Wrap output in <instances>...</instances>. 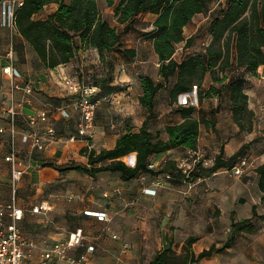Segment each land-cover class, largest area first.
<instances>
[{
	"label": "crops",
	"instance_id": "1",
	"mask_svg": "<svg viewBox=\"0 0 264 264\" xmlns=\"http://www.w3.org/2000/svg\"><path fill=\"white\" fill-rule=\"evenodd\" d=\"M51 7L52 11L57 9V5ZM156 18L155 16L152 21L151 29ZM139 42L132 45L126 41V47L136 50L134 59L115 55L102 61L97 49L82 48L72 62L54 70L47 69L35 53H32V65H19L23 74L21 85L33 87V92L28 97L23 90H18L15 94L20 111L17 120L19 156L26 168L18 198V206L24 211L19 226L26 237L37 243L38 247L31 259L33 264H52L43 258V252L57 242L68 240L72 233L80 229L85 236L84 244L70 252V260H81L82 264H150L159 253L171 247L181 254L191 236L198 238L191 250L199 255L212 246L205 248L200 241L207 218L213 221L216 215L221 214L220 211H223L222 214L228 213L230 224L233 212L237 220L252 218L253 208L257 204H247L249 200L247 198L245 202L246 196H243L251 184L257 186L264 203V193L259 188L257 172L258 166L264 164V133L257 132V127L254 126L249 134H254L255 137L246 140L245 132H241L233 120L230 106L226 121L217 116V131L206 128L208 133L204 135L202 127L197 151L200 152L204 165L211 166L210 161L213 163L223 148L226 156L231 157L244 144H251L247 150L249 164L242 174L226 168L191 182L174 178L167 182L166 187L158 188L153 185L158 177L154 173L147 174L145 179L139 177L126 181L117 173L104 172L91 177L78 170L62 172L57 169L72 163L87 166L89 160L82 154V150L90 148L100 152L103 149H113L121 136L129 131L140 130L146 119L143 115L146 111L140 104V96L143 94L141 78L147 74L136 65L141 63L144 68L149 59ZM146 43L160 66L153 43ZM99 67L112 70V85L123 87L124 90L98 100L93 134L82 137L79 135L81 115L72 110L69 117H64L56 111L68 105L71 95L63 79L68 76L88 82L94 76L90 74L91 71ZM252 89L249 83L247 93L250 108L257 114ZM9 91V81L3 79L2 82L0 72V104L7 100ZM255 101L260 103V98ZM7 103L6 101L5 105ZM44 110L50 113V118L35 129L46 139V146L44 149H37L30 140H26L25 135L32 130L30 118ZM2 127L7 129L9 123L7 117L0 113V128ZM51 127L56 130L55 136H50L48 132ZM10 144V131L0 133V206L9 202L12 168L6 161V156ZM186 151L191 152L187 149L172 150L156 156L153 162L160 164L161 169L171 162L178 165L182 160V153ZM207 154L213 158L203 159ZM123 160L128 165L135 166L137 156L131 154ZM146 188L156 189L157 194L146 193ZM41 205H45L48 210L34 212L33 209ZM89 211L107 213L109 220L103 221L88 215ZM258 229L259 232L262 230L260 227ZM216 232V228L209 227L208 235ZM90 246H95V253H88ZM234 249L235 245L225 253H232ZM225 253H216L202 261L210 264ZM229 255H226V262L235 263L237 258ZM70 260L60 261L59 264H71ZM239 260L246 261V257L242 256Z\"/></svg>",
	"mask_w": 264,
	"mask_h": 264
},
{
	"label": "trees",
	"instance_id": "2",
	"mask_svg": "<svg viewBox=\"0 0 264 264\" xmlns=\"http://www.w3.org/2000/svg\"><path fill=\"white\" fill-rule=\"evenodd\" d=\"M104 2L107 7L114 9L123 30L113 26L105 18L99 0H24L23 5L16 10L17 36L33 49L49 70L69 64L82 48L97 49L102 61L115 55L134 59L136 50L126 47V34L135 30V21L140 15L153 14L157 17L145 38L153 43L158 55L160 80L149 75L141 78L143 94L140 96V104L147 115L140 130L129 131L121 136L113 149H103L100 152L90 148L82 150V154L89 160L87 166L72 163L57 169L62 172L78 170L91 177L104 172L117 173L126 181L147 174L167 172L173 175V179L181 178L185 182H191L222 169H234L244 158L249 160L247 150L251 144H244L231 157L226 156L223 148L211 166L200 162L189 178H186L176 162L168 163L159 171L152 170L150 164L156 156L176 149L198 150L202 127L218 130L217 116L221 106L212 110L211 117L208 118L197 117L198 108L195 105H177L182 121L165 127L167 139L162 138V131L154 132L151 124L158 115L157 101L160 92L171 86L170 98L173 105L178 103L181 95L190 93L195 88L198 89L200 103L205 99L228 97L233 120L240 131H253L256 113L250 108L247 87L251 77L258 76L260 68L264 66V0H226L225 5L221 0ZM213 2L219 3L215 9L211 7ZM51 5H57V9L45 18L37 17ZM200 14L209 15L207 30L210 42L203 52L178 61L175 58L178 45L185 42L189 47L194 39V36L186 37L185 29ZM1 36L3 40V33ZM15 49L19 67L16 38ZM110 71L96 82L87 84L99 89L93 95L94 101L124 90L123 87L112 85L113 76ZM208 77L212 82L209 88L204 89ZM172 79H175L174 83ZM131 154L137 156L135 166H130L123 160ZM257 172L259 188L264 193V164L258 166ZM262 200L264 202V195ZM253 212L252 218L243 220H236L233 212L230 236L223 247L212 245L196 255L191 249L198 238L191 236L181 254L171 247L159 253L150 264H195L216 253H225L233 247L240 235L258 231L254 221L255 216H258L256 206Z\"/></svg>",
	"mask_w": 264,
	"mask_h": 264
},
{
	"label": "built area",
	"instance_id": "3",
	"mask_svg": "<svg viewBox=\"0 0 264 264\" xmlns=\"http://www.w3.org/2000/svg\"><path fill=\"white\" fill-rule=\"evenodd\" d=\"M24 0H0V72L3 79H7L10 85V91L7 97V105L0 104V113L7 117L9 127L0 128V133L10 131L11 144L6 161L11 164L12 168V198L10 202L0 206V264H33L31 259L34 251L37 249L35 240L29 239L22 232L19 222L24 217V211L18 206V194L21 183L26 173V168L23 167V160L20 158V149L18 146V116L19 104L16 100V91L23 90L26 96H30L33 92L31 85L23 86L20 80L23 78L22 71L17 65V55L15 49V38L18 35V28L16 22V10L18 6L23 5ZM7 30L9 34V43L7 47L3 48V40L1 33ZM260 69L262 79L264 80V66ZM65 86L70 92V99L68 105L59 109V112L64 117H69L71 111L74 110L81 115V123L79 127V135L82 137L91 136L95 127V119L98 110V101L93 100V95L96 94L98 87L89 86L80 79L73 77H65L63 79ZM27 99V98H26ZM29 101V100H26ZM50 118V113L46 110L40 112L38 115L30 118V125L32 130L26 134V140H30L34 148L44 149L46 146V139L35 129L40 123L47 122ZM50 136H55L56 130L51 127L48 129ZM76 138H73V140ZM192 161L182 159L178 163V167L189 178L196 166L202 162L199 151H191ZM248 158H244L234 167L236 174H242L244 168L248 166ZM160 164L155 162L150 164L152 170L159 171ZM144 179L146 175L142 176ZM173 180L171 173L159 174L155 179L153 185L158 188L166 187L168 181ZM188 182V181H186ZM145 192L148 194H157L156 189L146 188ZM34 212H42L48 210L45 205L37 206ZM88 215L98 217L100 220H109L108 214L103 212H87ZM118 238V236H114ZM85 236L83 231L77 230L72 233L68 240L55 243L51 248L43 252V258L50 261L52 264H59L60 261L70 260V252L78 247L83 246ZM89 254L95 253V246H90ZM71 264H82V261L70 260Z\"/></svg>",
	"mask_w": 264,
	"mask_h": 264
},
{
	"label": "rangeland",
	"instance_id": "4",
	"mask_svg": "<svg viewBox=\"0 0 264 264\" xmlns=\"http://www.w3.org/2000/svg\"><path fill=\"white\" fill-rule=\"evenodd\" d=\"M101 4V9L103 11V14L105 18L113 25L118 27L120 30H123V27L118 23L117 18L114 14V9L109 8L106 6L104 0H99ZM119 2V0H117ZM222 4H226V0H221ZM219 6L218 2H213L211 7L213 9L217 8ZM52 7L48 6L45 8V10L39 14L38 18H45L50 13H52ZM155 16L152 14H144L137 18L135 21V30L130 32L129 34H126L125 40L129 42V44H142L145 54L147 55L149 62L144 66L143 64L139 63L136 65L144 74H147L149 76H152L156 80H160L159 76V66L157 65V57L155 56L154 52L152 51L151 47L148 45L149 40L145 38L146 32L151 29V24ZM209 15L200 14L196 16L194 21L185 29V35L187 38L194 36L192 44L188 47L185 42L178 45L177 52L175 54V58L178 61L183 60L186 57H189L193 54L201 53L204 51L206 46L210 42V36L208 34V24H209ZM3 48L5 49L9 43V34L7 30H4L3 32ZM16 42L17 46L19 47V53L18 54V64L19 65H32L33 64V58L32 53H34L33 49L23 41V39L20 36H16ZM261 70H259V75L256 77H251L250 84L252 85V100L254 101V108L257 110V114L254 121V126L257 127V132L264 133V80L262 79V73ZM108 73L106 69H103V67L94 68V71H91L90 74L94 75L90 81H84V83H94L97 80H99V76L103 74ZM87 79V78H86ZM175 79H172V82L174 83ZM211 78L208 77L207 80L204 83V89H207L211 85ZM170 90L171 86L163 89L159 96L157 101V117L153 119L151 124V129L154 132L162 131V138L167 139L168 135L166 134L165 127L169 124H175L181 121V116L177 112V105H195L198 108V111L196 113L197 117L201 116H207L208 118L211 117L212 110H215L219 106H221L219 111V118H224V121H226L229 117L230 110H229V102L228 97L217 99V98H211L203 100V102L200 103L199 96H198V89L195 88L194 91L181 95L179 98V101L177 104L173 105L170 98ZM260 98V103H256V99ZM260 105V106H259ZM254 110V109H252ZM57 113L59 112V109L56 110ZM255 111V110H254ZM145 117L147 113L143 114ZM220 118V119H221ZM218 121V119H217ZM232 132V130H231ZM207 134L208 131H206V127L203 126V134ZM250 133V132H249ZM248 132H245L244 135L246 136V140H251L255 137V135H250ZM264 144V143H263ZM191 152H183L182 153V159H187L192 161ZM213 158L212 155H205L203 159L211 160ZM130 161V159H127ZM203 162V161H202ZM214 163V162H213ZM210 161V164H213ZM9 194V202L12 198V188L10 186L8 190ZM243 196H246V200L248 198L247 204H257V212L258 216H255L254 221L257 223V227L262 228V230L259 232L257 231L254 234L251 233H243L240 235L236 242H235V249L232 253H225L224 255L218 256L216 259H214L210 264H228L226 262L228 254L229 257L237 258V261L233 264H264V203H262L260 197L261 193L259 192L256 185H250L247 189V193ZM19 198V194H18ZM204 208V207H203ZM219 210V209H217ZM220 211V210H219ZM208 212H205V214ZM220 215H216L214 217L213 221H209V218L205 220V226L202 230V236H201V245H203L205 248L210 247L211 245H216L217 247H222L228 240L230 236V230L231 225L228 213L223 211H220ZM262 216V218L260 217ZM250 217V215H249ZM253 217V216H252ZM237 220V219H236ZM210 222V223H209ZM208 223V224H207ZM203 224V222H202ZM213 227L217 229V232L213 235H208L209 227ZM259 230V229H258ZM243 256L246 257V261L242 260L240 261L239 258ZM197 264H207L206 262L202 261Z\"/></svg>",
	"mask_w": 264,
	"mask_h": 264
}]
</instances>
